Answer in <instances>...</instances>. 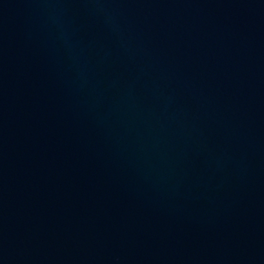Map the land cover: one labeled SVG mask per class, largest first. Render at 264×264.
<instances>
[{
    "label": "water",
    "instance_id": "water-1",
    "mask_svg": "<svg viewBox=\"0 0 264 264\" xmlns=\"http://www.w3.org/2000/svg\"><path fill=\"white\" fill-rule=\"evenodd\" d=\"M0 264H264V0H0Z\"/></svg>",
    "mask_w": 264,
    "mask_h": 264
}]
</instances>
